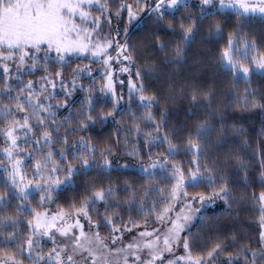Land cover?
I'll use <instances>...</instances> for the list:
<instances>
[{"label": "snow or ice", "instance_id": "1", "mask_svg": "<svg viewBox=\"0 0 264 264\" xmlns=\"http://www.w3.org/2000/svg\"><path fill=\"white\" fill-rule=\"evenodd\" d=\"M254 80L264 0H0V264H264Z\"/></svg>", "mask_w": 264, "mask_h": 264}, {"label": "trees", "instance_id": "2", "mask_svg": "<svg viewBox=\"0 0 264 264\" xmlns=\"http://www.w3.org/2000/svg\"><path fill=\"white\" fill-rule=\"evenodd\" d=\"M195 2H196V0H195ZM255 30L256 31L260 30V26L258 24L255 25ZM200 47L201 46L199 44H197L196 46H194L193 50L198 51L200 49ZM88 62H89L88 60L77 61V63H80L82 65L87 64ZM190 63H191V61H190ZM73 67H75V64L73 65ZM97 67L98 66L93 65L94 69ZM97 82H99V77H97ZM84 83H85V85H87L89 83V81L85 80ZM252 87L264 90V84H261V82L258 80L253 81ZM243 88H244V85L241 84L240 85L241 92L243 91ZM124 93H125V97H127V92H124ZM224 95H225V97H227V95H228L227 86H225ZM77 96L82 98L83 94L78 93ZM224 102L225 103H231V101H228L227 99H225ZM108 107L110 108L111 104H109ZM125 107H126V105H125ZM64 115H67V112H64ZM235 116L236 117H241V116L243 117V119H237L236 122H237V124L242 125L246 129L247 135L245 138L248 140L250 147L246 150V152L244 154H245L247 159L251 160L252 171L255 174L256 169L258 168V165H259V161L261 159L260 154L262 152H264V131H262V128H264V123H262V121H264V116H261V114L256 113V112H240L239 110H237L235 112ZM96 127L99 128L100 126L97 125ZM119 127H121L119 124H114V125L108 126L104 129L102 135L105 137H107L108 135H112L113 137H115L117 135L116 129ZM119 134L121 136L125 135V133H119ZM93 137H94V140L97 138L95 133H93ZM160 150L161 149L153 148V151H160ZM187 159H190V158L185 157L183 155V153H181L180 156L176 157L177 161H185L186 162ZM125 179H127L130 183L133 184V186H136V187H138L140 184L146 183V181H144L143 179L140 178L139 174H137L136 172L130 171L127 175L121 177L120 182H119V186L121 188L124 187L123 181ZM0 187H2V185H0ZM189 191L192 192L193 190L190 189ZM195 191H203V189L202 188L196 189ZM65 195H68V194H65ZM124 195L125 194L123 192L120 193L121 199L124 198ZM63 200H64V197H61L60 202L63 203ZM222 211H223V208L218 209V210H214V211H209V212H206L203 216L205 217L206 221H210L211 219H213L215 217L216 214H218ZM133 215L138 216L139 214L134 212ZM253 215H254V213L247 212L245 214V219L249 223H252L253 227H255V224L252 222V219H251V217ZM202 228H204L205 230L201 231ZM191 231L194 235H200L202 238L205 236L211 238V237H214L215 235H217L216 231L208 233L206 231L205 225L201 224L199 221H197L194 224V226L191 228ZM250 234L254 235V233H250ZM201 243H203V239L201 240ZM197 251H199V250L197 249Z\"/></svg>", "mask_w": 264, "mask_h": 264}, {"label": "rangeland", "instance_id": "3", "mask_svg": "<svg viewBox=\"0 0 264 264\" xmlns=\"http://www.w3.org/2000/svg\"><path fill=\"white\" fill-rule=\"evenodd\" d=\"M193 3H195V0H192ZM124 92H127V90L125 89ZM218 209H222V207H216V208H210V209H207V210H203L201 215H204L206 212H209V211H214V210H218ZM197 222V221H196ZM195 222V223H196ZM194 223V224H195ZM179 254V253H178Z\"/></svg>", "mask_w": 264, "mask_h": 264}]
</instances>
